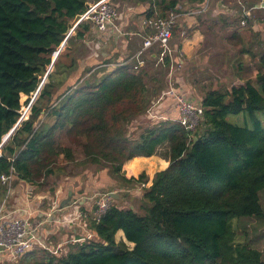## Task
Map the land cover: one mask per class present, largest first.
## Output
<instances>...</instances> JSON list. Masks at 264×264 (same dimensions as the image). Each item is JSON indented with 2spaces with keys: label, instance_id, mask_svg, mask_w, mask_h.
<instances>
[{
  "label": "trees",
  "instance_id": "obj_1",
  "mask_svg": "<svg viewBox=\"0 0 264 264\" xmlns=\"http://www.w3.org/2000/svg\"><path fill=\"white\" fill-rule=\"evenodd\" d=\"M96 1L0 0V144L20 118L21 97L35 93L74 21ZM135 1L149 4L145 17L158 14L166 18L177 11V0ZM190 1L198 3L195 7L204 2ZM221 1L216 2L212 15L222 10L219 3L228 6ZM225 11L220 17L227 18ZM221 22L226 24L225 19ZM234 22L231 26L237 25ZM89 31L90 23L81 22L74 28V35L67 38L28 118L1 146L0 176L13 169L14 181L34 185L59 174L63 170L60 157L66 164L76 161L72 149L57 142V136L63 134L79 142L83 156L79 165L107 169L125 187L146 183L142 194L145 206L138 213L112 200L97 220L88 216L86 225L94 233V240L69 243L63 255L34 249L15 264H264L258 249L237 241L232 226L240 219L264 221L260 204L264 191V127L256 117V112H264V51L258 58L254 82L204 93L203 118L193 130L167 119L130 140L125 128L147 109L144 63L149 57L155 58L157 47L142 56L143 65L137 69L132 56L103 72L99 79L76 81L74 88L68 87L56 96L77 69V50ZM44 110L53 118L46 127L37 125ZM244 112L251 128L227 122V115ZM162 147L166 151L159 155ZM151 156H160L164 159L162 167H167L155 172L151 181L145 172L129 177L143 162L133 158ZM5 192L0 182V202ZM119 231L125 241L115 240ZM241 234L246 236L245 232Z\"/></svg>",
  "mask_w": 264,
  "mask_h": 264
},
{
  "label": "rangeland",
  "instance_id": "obj_2",
  "mask_svg": "<svg viewBox=\"0 0 264 264\" xmlns=\"http://www.w3.org/2000/svg\"><path fill=\"white\" fill-rule=\"evenodd\" d=\"M121 1L127 4H133V0H121ZM217 1H221V0H210L209 8L205 12H203L205 14H202L201 20L203 22L205 21L203 20L205 18H208L209 20V21H205L204 25L212 23L209 17H212L211 9L216 7ZM221 2L225 3L228 6H232L231 5L232 0H223ZM177 3H178L177 4L178 7L176 8V10L182 12L185 16L192 17V15H195V17L197 18V16L199 15L192 13L194 10L198 8L199 5L195 7L198 3H193L190 0H177ZM220 16L221 15L217 17L219 19V23H216V25L213 26L208 25L209 28H202L201 30V32L206 35V38L210 37V35L213 38H215V40H213L212 46L221 50V51H216L215 53L213 52L209 53L210 56H212L213 54L217 55V57L211 61V63H215L214 65L218 66L217 68L213 69L206 67L199 73L193 72V69H191L188 74H180L179 69L176 70L175 63L172 64V66L170 65L169 59L167 60V62L166 61L157 62L158 54L155 56V58H151V57L147 58L146 56L147 59H146V63H144V70L148 74V78L146 77L145 82L149 90V97H148L149 103L146 111L148 109L149 110L152 109V107H154L158 103V101L161 98L162 92L167 88V86H169L170 84L174 85L175 87L178 86V83L176 82L178 78L179 79L181 78L183 80L182 81L180 79L181 83H183L184 86L186 85L194 86L193 95H196L197 97H202V93L204 94L206 91L211 89L218 91H228L232 86L240 85L244 83V81H252V82L255 81V75L257 74L258 71V58L259 55L264 51V14L262 12H259L256 13L255 15L256 24H260V28L258 30L256 29V31L254 32L250 29L243 31L241 30L242 37L240 42L234 40L233 38L230 41H225L224 36H226L227 34H229L230 36L232 35L234 37L240 35L241 32L237 31L240 33H234L235 32L234 30H238V29H236L237 25L231 26L232 22H234L233 19L224 18ZM223 19L226 20L225 25L221 22V20ZM179 24L180 23L177 22L175 32H172L171 42H170L171 49H174L176 47L175 44L179 43L182 39L188 37L191 34V31H193V29H186V28L180 29ZM251 40H256V44L252 43ZM139 41L140 40L137 39L136 41L137 43L133 44L135 49L138 48ZM247 48H249V50H253L254 53H252L251 51L250 56L244 62H242L243 58L241 57L242 56L241 50L246 51ZM62 50L63 49H61L60 51ZM174 52L177 53L178 55L180 54L179 50H176V51H172V55H174ZM88 53L89 51L85 45H83L77 50L78 57H84ZM221 56L222 58L219 59ZM209 63L210 62H205V61L203 62L204 65H208ZM51 64L47 67V71L50 70L52 71L54 62L52 66ZM238 66H242V68L240 69L238 68ZM170 67H173L172 69H174L172 73L170 71ZM209 70H212V72L215 71L216 73L213 74ZM47 71L46 74L44 75L45 79L44 76L40 79L39 84L41 83L40 84L41 88L43 86V83H46L48 81L47 75L51 71L49 73H47ZM86 72L88 73L86 74ZM86 72L84 71L80 75V77L83 80H86L87 82H91L93 81V79L100 78L97 76V72L95 73L93 72L89 73L90 71H86ZM88 74H90V76ZM80 80L81 79L79 78L77 81L80 82ZM74 86L75 85H73L72 87L74 88ZM187 88H190V86H188ZM40 91L41 89L39 91H36L32 96L30 95V96L21 97L20 110H22V112L26 109L28 102L30 103L33 98H34L33 102L35 101ZM64 91L65 90L63 86L56 93V96H58V94H61ZM29 97H31V99L28 100ZM145 112L141 116H138L127 123L125 128L126 130L125 134L128 136L130 140L137 139V137L142 133L143 130H145V128L152 126L151 123H149L145 118L146 115ZM48 114L49 111L44 110L37 125L41 124L42 126L45 127L49 126L53 118L50 117ZM256 117L264 127V112L262 111L256 112ZM226 120L228 123L240 127H244V126H247L249 128L252 127V124L249 121L248 116L245 112L240 113L238 115H231V114L227 115ZM57 142L63 144L64 146H68L72 149L76 160L75 162L77 163L72 162L66 164L65 161L61 162L62 158L60 157L59 160L60 166L63 167V170H60L59 174L52 176L47 180L41 179L38 181V183L34 184L35 189L33 191V195L34 193L43 194L45 196V199L43 200L45 201L48 200L47 203L37 204V206L33 209L34 211H42V212L47 211L48 208L47 204L56 198L57 195L56 189L57 188L59 189L60 188L59 186L66 184L68 180L70 183H72V186H74V188L76 189L75 194H73V192L72 193L70 192L68 195L72 194V197L74 198L85 196V198L87 199L90 198V201H92V203H89L88 208H86L85 205L84 213L89 214L91 210L95 207L94 205L95 199H98L99 193L108 194L109 192H113L114 194L119 195V197L115 199L110 197L111 198L110 200L111 201L115 200V202L117 201V203L115 204L120 206L121 208H131L138 213L143 212L141 210V208L145 206V203L142 200L143 191L138 192L136 190L138 185L136 187H125L121 184L118 176L111 175L107 169H103L98 165L97 166L92 164L79 165V162L80 160L83 159V156L81 154V148L77 140H74L73 138L67 137L63 134H59L57 136ZM165 151H166V147H162L161 149L158 150V153L159 155H162L164 154ZM100 172H102V174H99L97 176V183H92L89 186L93 187L94 184L95 186L96 184H100L98 185L99 187L97 188H100L101 192H97L92 195L91 193L93 191L91 192L87 190L88 189L87 181L89 179L88 175L91 174L95 175ZM41 183L43 184L41 185ZM50 189H53V191L51 192ZM114 190L116 192H114ZM10 197L8 198V200L10 199ZM3 199L4 197L2 198V200ZM43 200L41 202H44ZM9 201L8 204H10ZM260 204L261 206L264 207V191L260 193ZM76 206L77 205L74 204V208L73 207L72 208L75 209ZM76 212L77 211L74 210V213ZM232 226L234 230H236L237 232V241L248 242L252 248L258 249L262 254V260L264 261V221L256 220L253 218L240 219L238 221H233ZM47 229L49 231V237L51 238L53 236L51 229L50 228ZM241 232L242 233L245 232L246 236L242 235ZM69 236L70 235L68 234L66 236L67 239L64 240L66 241L65 245L71 243L70 241L71 239L68 238ZM55 239L56 241H54ZM55 239L53 240V244H54L53 247L49 248L48 250L51 253L60 255L62 253L61 250L65 245L64 246L61 244L56 245V242L57 241L64 242V241L57 240L58 237ZM47 240L50 239L47 238ZM6 263L15 264V262L11 261L9 258L7 260L4 255H0V264H6Z\"/></svg>",
  "mask_w": 264,
  "mask_h": 264
},
{
  "label": "crops",
  "instance_id": "obj_3",
  "mask_svg": "<svg viewBox=\"0 0 264 264\" xmlns=\"http://www.w3.org/2000/svg\"><path fill=\"white\" fill-rule=\"evenodd\" d=\"M244 2H246L243 8L244 11H250L251 13L253 11L252 7L255 5V3L249 0H245ZM114 3L118 11V18L115 21V27H108L105 32H99L92 29L91 31L86 33L83 42L82 41L81 42L86 46L89 53L84 57L78 58V67L74 72H72V74L68 77L66 83L63 85L64 90L67 89L68 87L73 86L79 78L81 79L80 81H82L83 79L80 77V75L84 71L86 72L88 71V69H90L91 72L93 73L97 72V76L100 77L103 74V72H109L113 70L117 64L124 62L126 59L132 56H135V54L140 50L144 38L149 33V31L142 26V19L145 17L144 12H146V10L147 11L149 10L150 7L149 4L146 2H142V3L136 2L135 0H133V4H127L122 2L121 0H115ZM203 3L200 5V7L203 5ZM231 5L232 6L223 7L219 3V7L222 8V10H217L215 13H213V15L211 13L212 17L209 18H212L211 19L212 23L207 25H204V22L209 21L208 18L203 19L205 20L203 22L200 17L196 18L195 15H192V17L184 15V17L182 16L179 19L178 23H180L179 24L180 29H184V28L193 29V31H191V34L188 37L182 39L179 43L175 44L176 47L172 49V51L179 50L180 52L179 55L174 52V55H172L171 58L172 60H170L173 61L172 63H175L176 70L179 69L180 74H188L191 69H193V72L199 73L206 67L213 69L218 67L214 65L215 63H211V61L215 59L217 55L213 54L212 56H210L209 53L211 52L215 53L216 51H221V50L212 46L213 40H215V38H213L211 35L210 37L206 38V35L203 34L201 30L202 28H209V26H213L216 25V23H219V19L214 16L221 15L224 12V9H226L225 16L227 18L236 20L237 23L236 29H238L237 31L241 32V30L243 31L250 29L254 32L256 31V29L258 30L260 28V24H256V22L255 23L249 22L248 27H240L238 23V19L236 17L238 14L241 13L242 9L236 3V0H232ZM200 7H198L196 10H198ZM212 10L213 9H211V11ZM259 12H262L264 14L263 9L256 11V13ZM73 31L74 29L70 32L69 36L74 35ZM241 37H242V32L240 35L234 37L232 35L230 36L229 34H227L226 36H224V39L225 41H230L233 38L234 40L240 42ZM137 39L140 40L138 45V47L140 48L136 50V52L133 54L132 53V50L134 49L133 44L137 43L135 42L137 41ZM251 42L256 44V40H251ZM152 49H154V47H152L149 50H146L142 55L149 54L151 51H153ZM248 51L249 52L252 51V53H254L253 50H249V48H247L246 51H243V53H241L242 54L241 57L243 58L242 62H244L250 56L251 53H249ZM56 54L57 52L54 54L53 58L56 56ZM221 58L222 56L219 59ZM204 61L210 63L208 65H204L203 64ZM238 68L241 69L242 66H238ZM209 71L212 72V70ZM87 73L88 72H86V74ZM212 73L214 74L216 72L214 71ZM180 79L178 78L176 80V82L178 83V86H176L178 92L182 93V95L188 101L194 102L196 104H201V100L204 94L202 93V97H197L196 95H193L194 86L188 85L190 86V88H187L188 86L187 85H186L187 87L184 86L183 83H181L182 79L181 80ZM163 92L161 94L160 100L154 107H152V109H150V112L155 113L157 115L160 114L163 118L177 121V119L179 118V113L175 108V104H174L175 101L168 96L162 97ZM145 114H146L145 118L153 126L157 121H155V119L153 118L149 119L148 118L149 115L147 112H145ZM151 157H148L149 159L145 157L133 158V159H143V162H140L141 168L137 172L135 171V173H131L129 177H137L140 173L145 172L146 175L149 177V180L151 181L155 172L161 171L167 167V165L162 167L161 161L164 159H162L160 156H151ZM133 159L127 161L126 163L132 161ZM151 160L153 161V164L151 163ZM126 163H124V165ZM124 165L122 167L123 172H125ZM99 174H102V172L95 175L92 174L88 175L89 179L87 181V186H88L87 190L91 192L93 191L94 193L92 192L91 193L92 195L97 192H101L100 191L101 189L97 188L99 187L98 185L100 184H96V186L94 184L93 187L89 186L92 183H97V176ZM59 187H60L59 189L58 188L56 189V193H57L56 198L51 202L49 201L50 203L47 204L48 206L47 211L50 209V206L53 203H55V205L59 207H60L59 204L65 200H70L71 203L67 204L63 208L60 207V211L57 213V217H59L60 220L61 219L66 220L63 224L59 225L52 221L51 223H47L39 228V236L42 240H44L48 248L53 247L54 245L53 240L57 237H58L57 240L64 241L65 239H67L66 236L68 234L70 235L68 237L70 239L79 238V236H82L84 234V229L89 230L86 225L87 220L89 218L88 216L93 215L92 210L89 214L84 213L85 209L82 210V208H84L85 205L86 208H88V205L90 203V198L87 199L85 198V196L84 197L80 196L79 198H81V200H78V198L72 197V194L68 195L70 192L71 193L73 192V194L76 193L75 191L76 189L74 188V186H72V183H70L67 180L66 184L61 185ZM30 188H34V185H31V183H26L23 180H18L13 182L12 190L8 196V198L11 196L9 199L10 201L7 199V203H6L8 208L22 209L23 207H25L26 206L25 190ZM83 198L85 200H83ZM43 199H45V196L43 194L34 193V195L32 194V196L30 195L29 197V206L33 210L37 206V204L47 203L48 200L45 201ZM42 200L44 202H41ZM8 201L10 202V204H8ZM74 204L77 205L75 209H73ZM74 210H76L77 212L74 213ZM42 214H43L42 211H37V213L33 215L34 221L42 220L43 218ZM70 220L71 222H69ZM47 228L51 229L53 235L51 238L49 237V231ZM47 238L50 240H47ZM121 239L124 240V236L123 233L119 231L115 235V240L119 241ZM54 241H56V239ZM65 242L66 241L64 242L57 241L56 245L61 244L64 246ZM68 245L69 244L65 245L62 248L61 250L62 255L68 251Z\"/></svg>",
  "mask_w": 264,
  "mask_h": 264
},
{
  "label": "built area",
  "instance_id": "obj_4",
  "mask_svg": "<svg viewBox=\"0 0 264 264\" xmlns=\"http://www.w3.org/2000/svg\"><path fill=\"white\" fill-rule=\"evenodd\" d=\"M245 0H236V3L241 7L242 11L237 15L238 23L240 27L249 26V22L255 23L256 11L264 10V0H249L255 5L252 7V12L244 11ZM210 5V0H205L203 5L198 9L194 10L193 14H199L205 12ZM178 7V5H177ZM184 14L180 11H172L166 18H162L155 14L151 17H144L142 19V26L149 31L148 35L144 38L140 50L135 54L134 59L137 62L135 69L140 65H143L142 54L156 46L158 50L157 62H165L166 59L172 60V49H171V36L172 30L176 26L178 20ZM118 18V11L112 0H98L94 3L89 4L86 11L79 15L74 21L73 27L67 33L66 38H68L70 32L81 22H89L91 25V30H96L99 32H105L108 27H115V21ZM65 38V39H66ZM60 47V46H59ZM63 49V46L61 47ZM61 49H58L57 54ZM55 54V53H54ZM173 61H170L172 66ZM178 64V63H177ZM173 67H170L171 73L173 72ZM51 71V70H50ZM50 71H47L49 73ZM45 79V76H44ZM45 82V80H44ZM41 84V83H40ZM44 84V83H43ZM41 86L39 85L36 91H39ZM35 91V92H36ZM33 95V94H32ZM31 95V96H32ZM171 97L175 102V108L179 113V118L177 121L184 126L187 130H193L199 122L202 120L203 108L201 104H196L194 102L188 101L182 93L178 92L177 88L170 84L163 92V96ZM31 99V97H30ZM34 99V98H33ZM32 101L27 104L26 109L22 112L19 111L20 118L18 119L17 125L28 118L30 113V107ZM149 115V119L153 118L155 121L167 120L163 118L160 114L151 113L148 109L146 111ZM13 169L10 170L9 174H3L0 176L1 185L6 189L4 199L0 202V255H4L8 258L17 262L20 257H22L27 252L34 249H49L44 240L39 236V228L52 221L56 224H63L66 220L59 219L57 213L60 211V207L53 203L47 212H43L42 220L34 221L33 215L37 211L32 210L29 206V197L32 196L34 188L25 190L26 196V206L18 209H9L7 206V199L12 190L14 178ZM147 187L146 183H140L137 186V191L141 192ZM114 192H116L114 190ZM32 193V194H31ZM111 198L107 193H99L98 199H95V210L93 212V218L97 220L100 215H102L111 205ZM81 200V198H78ZM83 200H85L83 198ZM76 203V202H74ZM55 215V217H54ZM57 217V218H56ZM75 219V218H74ZM72 220V219H71ZM71 220L69 222H71ZM94 235L89 230L84 229V234L79 236V238H72L71 243H84L89 240H94Z\"/></svg>",
  "mask_w": 264,
  "mask_h": 264
},
{
  "label": "water",
  "instance_id": "obj_5",
  "mask_svg": "<svg viewBox=\"0 0 264 264\" xmlns=\"http://www.w3.org/2000/svg\"><path fill=\"white\" fill-rule=\"evenodd\" d=\"M66 40H67V38L61 43V45H60V47H59V49H61V47L64 45V43L66 42ZM55 58H56V56L53 58V60H52V64H53V62L55 61ZM52 64H51V66H52ZM50 66V67H51ZM201 118H203V117H201ZM202 121V120H201ZM16 126H17V124L14 126V128L3 138V140H2V142H1V144H0V149H1V146L7 141V139L9 138V136L11 135V133L14 131V129L16 128ZM196 141V138H193V143ZM108 195H109V197H111V198H118L119 197V195L118 194H114L113 192H109L108 193ZM71 203V201L70 200H65V201H63L61 204H60V207L61 208H63L64 206H66L67 204H70ZM54 217H55V215H54Z\"/></svg>",
  "mask_w": 264,
  "mask_h": 264
}]
</instances>
